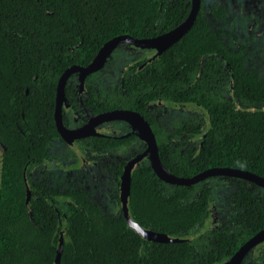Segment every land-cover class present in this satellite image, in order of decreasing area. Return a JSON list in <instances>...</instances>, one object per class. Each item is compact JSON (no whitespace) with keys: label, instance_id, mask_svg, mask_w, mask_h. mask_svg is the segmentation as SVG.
I'll list each match as a JSON object with an SVG mask.
<instances>
[{"label":"trees","instance_id":"16d2710c","mask_svg":"<svg viewBox=\"0 0 264 264\" xmlns=\"http://www.w3.org/2000/svg\"><path fill=\"white\" fill-rule=\"evenodd\" d=\"M215 6L228 12L222 3ZM189 10L186 0H0V264H56L63 228L61 264H222L264 226V187L242 177L218 175L234 181L233 213L229 221L209 225L216 201L209 178L175 184L162 179L149 160L138 164L132 172L131 216L167 233L168 240H149L129 226L120 201L123 162L115 174L113 203L119 210L114 215L91 200L87 188L31 178L36 165L57 158L52 144L61 136L54 112L64 70L88 64L116 35L154 36L163 32L169 12ZM208 26L202 23L200 36L203 74L218 75L219 86L233 74L245 105L235 106L220 94L206 135L193 144L188 132L183 144L159 145L161 159L185 176L212 166L264 175V108H253L264 103V78L247 65L245 52L229 53L221 33ZM195 33L193 26L185 36L192 47L185 52L192 57ZM155 74L170 77L169 94L175 97L179 67L167 72L157 64ZM128 93L131 97V85ZM169 133L178 135L177 129ZM140 148L130 147L123 156Z\"/></svg>","mask_w":264,"mask_h":264},{"label":"flooded vegetation","instance_id":"af4514ba","mask_svg":"<svg viewBox=\"0 0 264 264\" xmlns=\"http://www.w3.org/2000/svg\"><path fill=\"white\" fill-rule=\"evenodd\" d=\"M186 1L190 2L191 10L192 0ZM238 1L241 0H202L201 8L191 26V28L193 26L196 28L195 35L198 37L194 46V57L185 52L186 48L187 50L192 48L189 47L190 44L185 38L190 28L182 37L157 55L158 46H138L131 42H123L113 49L103 67L88 73L83 81L80 78V71H75L70 75L65 87L66 96L61 105L63 122L70 129L89 125L90 133L76 137L73 142L66 141L62 135L59 139L71 145L76 153H78L77 150L81 151L83 157L81 160L84 164L79 168L86 166V169L94 174L105 170L116 174L121 162H123L124 170L130 158L147 148V141L130 120L100 119L109 111L120 108L136 111L155 132L158 147L159 145L165 147L171 145L172 142L177 145L185 143L188 132H193L191 134L193 144L206 135V131L213 124L212 116L215 113L213 111L217 108L216 99L220 94L229 96L235 106L245 105L242 93L234 84L233 74L229 83L224 81L222 86L218 85V75L203 74L204 61L200 41L202 23L205 22L207 26L209 25L208 27L221 33L222 40L229 47V53L233 50L237 53L245 52L249 58V47L246 43H242L238 32V24L241 22L239 18L243 10L239 7L233 10L231 8ZM253 1L257 2V0ZM218 3L227 7L226 14L215 9V4ZM203 7L204 10H202ZM190 10L188 13L169 12V17L164 21L163 32L170 31L180 24L187 18ZM254 10L258 11L255 4ZM120 46L123 48L119 49ZM177 48L181 51L179 54L173 52ZM213 54L223 56L218 52H213ZM157 64L167 72L172 67H179V92L175 94V97L172 98L169 94L170 77L155 74ZM227 64L229 67V63ZM258 72L264 78L263 74ZM226 78L227 76L223 77V79ZM128 85L132 87L131 97H129ZM253 108H264V103L262 105L256 103ZM171 129H177L178 135L172 138L173 134L169 133ZM198 132L204 133L199 134ZM107 144H111L113 149H107ZM137 146L141 148L131 150L128 156H123L124 151L128 150L127 153H129L130 147ZM146 160L151 162L149 155L138 164ZM93 166L99 169L91 168ZM258 245L263 247L264 241Z\"/></svg>","mask_w":264,"mask_h":264},{"label":"water","instance_id":"95a60500","mask_svg":"<svg viewBox=\"0 0 264 264\" xmlns=\"http://www.w3.org/2000/svg\"><path fill=\"white\" fill-rule=\"evenodd\" d=\"M201 4H202V0H192V7L187 18L184 19L180 24H178L170 31L149 37H136L130 34L116 35L108 39L101 46L98 53L88 64L71 65L67 67L58 80L57 93H56L55 122L60 135H62V137L66 141L73 142L76 137H80L90 133L89 125H85L76 129H70L67 126H65L63 122L61 105H62V101L65 99L66 96L65 95L66 82L73 72L80 71V78L83 81L88 73L96 71L101 67H103L109 55L113 51V49L118 44L123 42H131L138 46H147V47L158 46L159 50L156 53V55L161 53L164 48H166L168 45H170L171 43L182 37L191 28L201 8ZM110 118H122V119L130 120L140 130V135L148 143L147 148L143 152H140L134 157L130 158L124 166V170L120 178V201L122 203V209L128 221L129 226L134 228L137 232L141 233L143 237L149 240H168L171 238V236L165 232L156 231L151 228H146L141 224L137 223L131 216L129 210V197L131 194L132 172L134 167L147 155H149L151 159V164L155 172L167 182L190 185V184H195L210 176L226 175V176L246 178L264 187V175L252 171L250 169H245L241 167L212 166L204 170H201L198 173L191 176L176 174L175 172L170 170L162 161L156 139V134L153 131V129L150 127V125L147 123V121L139 113L131 109L120 108L109 111L100 117V119L103 120ZM26 181L28 182L27 177H26ZM263 241H264V226L260 230H258L253 236H251L248 240H246L237 249V251L222 264H242L247 253L253 247H255L256 245H258ZM63 248H64V228L60 236V245L56 256V264H61Z\"/></svg>","mask_w":264,"mask_h":264},{"label":"rangeland","instance_id":"374dc122","mask_svg":"<svg viewBox=\"0 0 264 264\" xmlns=\"http://www.w3.org/2000/svg\"><path fill=\"white\" fill-rule=\"evenodd\" d=\"M254 4L257 12L254 10ZM242 8L243 13L239 20V35L242 43L249 47L248 66L256 68L264 76V0H241L231 6ZM242 23V24H241ZM120 46L119 49H122ZM260 61V62H259ZM66 142L57 139L52 144V151L57 158L50 163L36 165L31 173L32 179L49 178L53 183L63 187H84L89 189L90 199L100 204L104 211L114 215L119 208L113 203V198L118 192V181L114 172L110 170L94 174L82 167L84 162L81 151ZM4 147L0 143V180L2 156ZM78 159V160H77ZM91 168L99 169L97 166ZM209 182L215 185V206L212 207L207 224H220L231 219L233 204L229 198L234 190V181L224 180L218 175L210 176ZM264 247V245H263ZM261 245L255 246L247 254L243 264H264V251Z\"/></svg>","mask_w":264,"mask_h":264}]
</instances>
